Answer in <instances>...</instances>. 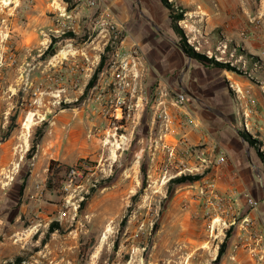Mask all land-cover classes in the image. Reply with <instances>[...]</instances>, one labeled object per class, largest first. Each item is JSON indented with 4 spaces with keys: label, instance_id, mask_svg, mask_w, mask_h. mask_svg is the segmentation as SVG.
Listing matches in <instances>:
<instances>
[{
    "label": "rangeland",
    "instance_id": "rangeland-1",
    "mask_svg": "<svg viewBox=\"0 0 264 264\" xmlns=\"http://www.w3.org/2000/svg\"><path fill=\"white\" fill-rule=\"evenodd\" d=\"M83 1L0 0V264H264V0H167L182 12L177 32L161 0H102L116 27L101 28L100 49L84 11L104 6ZM129 31L147 46L157 31L185 60L160 85L234 135L250 170L244 190L162 147L178 139L159 138L157 79L142 80L113 128L99 73ZM183 39L227 66L190 58ZM50 160L69 168L54 190L44 186ZM180 176L197 179L172 182Z\"/></svg>",
    "mask_w": 264,
    "mask_h": 264
},
{
    "label": "built area",
    "instance_id": "built-area-1",
    "mask_svg": "<svg viewBox=\"0 0 264 264\" xmlns=\"http://www.w3.org/2000/svg\"><path fill=\"white\" fill-rule=\"evenodd\" d=\"M102 0H84L83 5L87 7L104 6V11L99 15V20L96 24L103 29L104 25H109L111 28H115L116 24L113 23L114 15L104 5L101 4ZM61 17H64L60 22L66 26L65 19L69 17L66 12L59 13ZM55 32L59 31V28H55ZM123 39L120 40L119 46L116 47L111 58L106 61L104 67L101 69L99 75L101 76V107L104 111V115H107L112 119L113 128H123L120 121L124 115L125 109H130L132 104V98L136 96V100L139 101L143 96L141 89V82L145 76V66L143 64V57L139 52V48L136 43L132 42L126 46L123 44ZM108 75H107V73ZM159 82L157 87V97L154 102L153 116L158 120L160 127L159 138H163L169 135L171 127L176 122V114L172 113V109L180 110L184 109L186 112L184 116H189V108L187 107L188 97L182 92H177L173 97H166V92ZM138 88V96L136 90ZM138 101L134 105H137ZM146 102V101H145ZM128 113V112H127ZM187 118V117H186ZM117 123V125H116ZM115 124V125H114ZM116 134V131H115ZM124 135H121L119 139ZM162 147L167 148L169 154L172 155L177 149H180L185 155L190 156L195 161L191 168L198 169H214L220 167L227 162V157L224 151H217L209 153L202 145H191L188 143L187 138L182 136L180 140L175 144H166L161 142ZM164 174L167 173V169L163 170ZM209 187H213V184H209ZM248 203L255 205L256 202L249 198Z\"/></svg>",
    "mask_w": 264,
    "mask_h": 264
},
{
    "label": "crops",
    "instance_id": "crops-1",
    "mask_svg": "<svg viewBox=\"0 0 264 264\" xmlns=\"http://www.w3.org/2000/svg\"><path fill=\"white\" fill-rule=\"evenodd\" d=\"M95 8H89L84 11L86 17V23L90 26L94 33L90 44H93V48H101V31L100 27L96 24L99 20L98 16H93ZM68 14V13H67ZM80 15L75 14L76 18ZM75 18V19H76ZM77 28L74 23L73 31ZM78 31V30H77ZM31 39L35 41V33L30 31ZM131 34V32L129 31ZM131 37H125L123 44L128 46L132 42L138 43L142 52L143 64L145 66V76L144 78L149 80H156L158 82H163L169 80L172 74L177 68L183 66L186 63L183 58L180 57L177 50L171 47L169 44L164 42L161 34L155 31L152 39H155L153 44L144 45L142 41L137 39V35H130ZM133 38V39H132ZM70 40V39H68ZM136 40V41H134ZM136 43V44H137ZM167 71L168 77L164 75ZM187 73L184 76L183 86L189 87L190 79ZM187 107L189 108V116H184L186 113L184 109L174 110L172 113L176 114V122L171 127L169 131V136L173 140H180L182 136L187 138L189 144L202 145L209 153H214L217 151H224L227 157V162L215 168L217 181L220 182V187L226 188L234 186L238 192L244 190L247 186V179H249V167L244 161L243 155L241 153V148L237 143L231 144L230 140H236L234 135L227 132V129L221 125L219 122L210 115L204 114L198 105L193 102H187ZM187 117V118H186ZM177 140V141H178Z\"/></svg>",
    "mask_w": 264,
    "mask_h": 264
},
{
    "label": "trees",
    "instance_id": "trees-1",
    "mask_svg": "<svg viewBox=\"0 0 264 264\" xmlns=\"http://www.w3.org/2000/svg\"><path fill=\"white\" fill-rule=\"evenodd\" d=\"M163 6L165 8H167L169 10V18L171 20V24H172V28L177 32L179 30L178 26H177V21L182 19V12H174V10H172L171 8V4L167 1V0H161ZM180 49L187 54L190 58L192 59H196L199 62L202 63H207V64H212L215 67H219V66H227V65H222L221 63L216 62L213 59H209L206 56L196 53L194 52V50H192V48L186 43V40L183 39L182 42H180L179 44ZM55 54V50L52 47V44H49L48 47L46 48V50L42 53L43 56H52ZM101 60L98 64V68L101 67ZM13 130L12 126H8L5 130L4 136L5 138L9 135V133ZM68 166L63 165L55 160H50L48 162V166H47V173H46V178H45V182H44V186L46 190H54L55 188L61 186L62 184V179H63V175L61 173H67ZM197 179V176H180L178 178H174L172 180V182L176 183V184H180L183 182H187V181H193ZM55 224L51 223L49 225V229L51 231H53V226ZM226 240L227 238L224 239V241L219 245L218 248V253H217V257L216 259L219 260L220 257L222 256V254L224 253L225 249H226ZM21 263V259L16 257L14 259V262L12 264H20Z\"/></svg>",
    "mask_w": 264,
    "mask_h": 264
},
{
    "label": "bare ground",
    "instance_id": "bare-ground-1",
    "mask_svg": "<svg viewBox=\"0 0 264 264\" xmlns=\"http://www.w3.org/2000/svg\"><path fill=\"white\" fill-rule=\"evenodd\" d=\"M29 126V122H26L25 123V127L27 128Z\"/></svg>",
    "mask_w": 264,
    "mask_h": 264
}]
</instances>
